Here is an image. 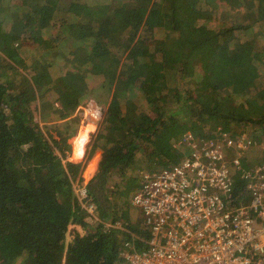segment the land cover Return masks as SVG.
I'll return each mask as SVG.
<instances>
[{
	"label": "trees",
	"instance_id": "1",
	"mask_svg": "<svg viewBox=\"0 0 264 264\" xmlns=\"http://www.w3.org/2000/svg\"><path fill=\"white\" fill-rule=\"evenodd\" d=\"M74 1L0 0L1 264L18 258L21 264H127L121 255L126 232L86 228L74 193L85 162L70 160L68 140L79 127L76 109L86 80L76 68L53 79L50 64L41 61L30 71L21 55L23 42L45 21L56 26L57 39L73 43L74 49L63 42L66 67L85 63L89 52L83 48H90L93 36L75 34L79 17L68 16ZM125 6L145 13L121 11L119 27L142 24L148 35L124 42L122 57L91 53L104 79L96 98L106 100L107 91L110 99L91 146L104 151L87 190L103 220H123L134 231L121 213L139 187L138 171L178 163L184 152L175 144L185 132L264 139V0H139ZM194 66L209 83L191 90L186 78ZM168 80L175 86L165 101L153 86ZM36 109L48 121L43 129Z\"/></svg>",
	"mask_w": 264,
	"mask_h": 264
},
{
	"label": "built area",
	"instance_id": "2",
	"mask_svg": "<svg viewBox=\"0 0 264 264\" xmlns=\"http://www.w3.org/2000/svg\"><path fill=\"white\" fill-rule=\"evenodd\" d=\"M180 143L187 150L178 163L139 173L130 204L138 209L145 234L123 230L124 260L264 264V139L246 133L201 138L187 132ZM250 149L262 152L263 160L242 169L240 158ZM89 181L80 177L73 183L85 222L104 232L121 229V220L106 221L97 213Z\"/></svg>",
	"mask_w": 264,
	"mask_h": 264
},
{
	"label": "rangeland",
	"instance_id": "3",
	"mask_svg": "<svg viewBox=\"0 0 264 264\" xmlns=\"http://www.w3.org/2000/svg\"><path fill=\"white\" fill-rule=\"evenodd\" d=\"M85 1L86 0L74 1V2H71L72 4L69 6L70 8L69 13H68L69 18L71 17L70 15L71 13L76 15L77 18L78 17L80 18V15H81V18H82V22L84 26H79V25L74 26V32L79 38L82 36H91L92 34V31L89 30L88 25H87L88 24L87 19L89 17L87 16V14H85V10H84L86 7ZM138 1L139 0H114L115 3L126 2L129 4H136ZM133 10L135 11L136 15L145 13L144 8L138 7ZM133 10L131 11L129 10L130 12L128 14L133 13ZM216 22H217V19L215 18L213 21H211V24L216 23ZM70 23L73 24V20ZM141 26L142 24H140L138 28H128L127 27L128 29L126 28L124 30L118 27L117 29H114V31H112V41L114 42V47H115L114 50L118 55L122 57L124 42L131 43V41L136 40L139 36L143 37V36L148 35V33L144 31L141 28ZM158 30H160V28H158L156 31ZM66 33H69L68 30L66 31ZM100 33L99 31L97 32V34H99L101 38H104L106 36V33H103V34H100ZM57 35L58 33H57L56 26L55 27H53V25L49 26L45 21L42 22L40 33H37V28L35 27L34 34L29 36L28 37L29 39L23 42L21 55L23 56V59L25 60L26 64L30 65V67H28L30 68V71L32 69L35 70L34 66L37 63H40L41 61V63L45 62L46 64H50V66H48L47 68H48L49 75L53 79L55 78L58 79V77L66 75L67 73H70L72 70L76 68L80 70L77 73V75L79 77L83 76L84 80H86L85 82H87V85L89 88L86 90L84 89L81 92L80 102H79L80 104L76 109V113L81 116L79 127H78V130L76 131V134L72 136L71 138H69L68 142L71 144L72 156L70 155V157L74 159L72 161L81 162V163L85 162L84 163L85 166L80 174V177L90 180L97 171L98 163L104 151L100 146H96L94 149H92L91 146L94 140V136L98 130L99 123L102 120L104 112L107 109L110 96L108 92L106 91V100L98 99V98H101L100 95H97L98 98H96V92L104 80L102 72H100L101 65L98 66L95 70H92L91 67L88 68V65L79 64L78 66H75L76 62L72 60L73 62H71L70 67H66V61L64 57L62 56V52L67 51V48L65 45H63V42H68L70 45H72V49H74L73 43L72 41H67V40L62 41L61 39H57L56 38ZM44 39L46 40V43L42 42V40ZM87 43H90V42H87ZM33 61H35L34 65H33ZM197 68L198 66H194V69L191 71V73H189L190 76L186 78V82L188 83V85H190L191 90H195L196 88H200V87L204 88L205 85L209 83L205 75H201L200 70L198 71ZM88 70L94 71L91 73L93 75L87 76L86 73H88ZM24 72H27V71L24 70ZM76 82H78V79L76 80ZM76 82H75V87H80L77 85ZM82 84H81V87L83 86ZM174 86H175L174 81L168 80L166 82L153 86V88L164 93L163 98L165 101H168L167 94L173 92L172 89L174 88ZM35 120H36L37 126L41 129H43L45 124L48 122V121H43L40 118L39 109H36ZM218 130H219V126H217L213 130V132H216ZM196 131H197L196 133H199L200 130L197 129ZM202 134L201 135L197 134V135L200 136L201 138H204ZM78 143H81V144L79 145ZM175 145L179 150L183 152L187 150V147L183 143H180V144L177 143ZM78 146H81L82 149ZM77 149H79L80 151L79 150L77 151ZM87 156H88V159L86 160ZM231 159H232V154H230L228 157L226 156V161L228 164ZM93 160H94V164L90 166ZM240 160L242 164V169H246L248 166H253L257 162L260 163V161L263 160V153L250 149L243 153ZM138 170L139 169L137 168V171ZM138 172L140 173L142 172V170ZM132 194L133 192L130 194L128 203L126 204L125 209L123 208L124 210L122 211L121 214H122V217H124L125 224L130 223L134 231L138 229L137 231H139L141 234H145L144 226L142 225V222L140 221L139 211L138 209H136L134 206L130 204V198L132 197ZM112 197L113 196L111 195V199ZM97 213L99 214V210H97ZM123 222L124 221L122 220L121 225H120L121 229H119L120 231L126 230V227L123 224ZM95 227H96L95 224H89L86 222V228L90 230H94ZM70 229H73V227H70ZM21 261L22 259L18 258L17 260L10 262L8 264H21Z\"/></svg>",
	"mask_w": 264,
	"mask_h": 264
},
{
	"label": "crops",
	"instance_id": "4",
	"mask_svg": "<svg viewBox=\"0 0 264 264\" xmlns=\"http://www.w3.org/2000/svg\"><path fill=\"white\" fill-rule=\"evenodd\" d=\"M85 2H86V4H85L86 7L84 10H85V14H87V16L89 17L87 19L88 20L87 25H88L89 30L92 31L91 36H93V39H92L93 45L91 43L92 46H90L89 49L83 48L84 50L88 51L89 54H88L87 59L85 60V63H81V64L82 65H88V68L91 67L92 70H95L98 66H100V64L98 65L99 59L95 55L93 56L91 53H94V49H97L99 51H104V52L107 50L111 55L117 54L114 50L115 49L114 42L112 41V31H114V29H117L119 27L117 20L120 17L122 18L121 13L123 11L124 12L126 11V13H127L128 9L130 11L133 9L131 7L127 8V6H125L127 4L129 5V3H126V2L115 3L114 0H86ZM69 10H70V8H68V11ZM117 10L119 12L118 17H114L113 15H115ZM133 12H134V10H133ZM131 15H133V14L131 13ZM131 15H129V16H131ZM78 25L84 26L83 22H82L81 15L79 18ZM127 27H129V26L123 25L120 28L124 30ZM101 28H103L105 30L104 33H106V36L104 38H101L99 36V34H97L99 29H101ZM100 32H101V30L99 31V33ZM100 69H101L100 72H102L101 66H100ZM76 72H79V71H76ZM92 72H94V71L88 70V73H86V75L87 76L93 75V74H91ZM102 75H103V72H102ZM85 86L87 89L89 88L87 85V82H86ZM97 148H99V147H97ZM99 150H101V149H99ZM99 154H100V152H99ZM71 156H72V154H71ZM70 159L74 160L71 157H70Z\"/></svg>",
	"mask_w": 264,
	"mask_h": 264
},
{
	"label": "bare ground",
	"instance_id": "5",
	"mask_svg": "<svg viewBox=\"0 0 264 264\" xmlns=\"http://www.w3.org/2000/svg\"><path fill=\"white\" fill-rule=\"evenodd\" d=\"M85 132H86V130H85ZM82 133H84V132H82ZM81 135V134H80ZM83 135V134H82ZM80 142V141H79ZM79 145L81 144V143H78ZM78 147H80L81 149H82V147L81 146H78ZM79 149H77V151H78ZM80 151V150H79ZM82 152V151H81ZM79 154V153H78Z\"/></svg>",
	"mask_w": 264,
	"mask_h": 264
}]
</instances>
